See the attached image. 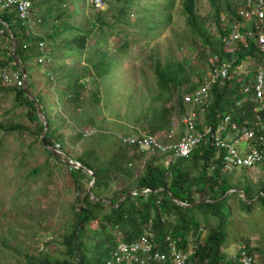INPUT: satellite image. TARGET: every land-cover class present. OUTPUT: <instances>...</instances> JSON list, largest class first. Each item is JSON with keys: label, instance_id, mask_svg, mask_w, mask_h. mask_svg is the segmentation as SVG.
<instances>
[{"label": "trees", "instance_id": "trees-1", "mask_svg": "<svg viewBox=\"0 0 264 264\" xmlns=\"http://www.w3.org/2000/svg\"><path fill=\"white\" fill-rule=\"evenodd\" d=\"M131 1L134 0H110L104 10L89 7L93 10L92 19L87 20L88 27L82 29L74 25L64 28L54 24L64 14L61 0H30L34 11L32 17L35 32L49 21L50 31H42L40 34L33 33L22 24L13 7L0 8V19L9 25L15 38L14 54L26 74V88L33 100L29 99L21 88V72L12 60L11 41L1 23L0 73L2 69L9 71L5 82L0 75L2 83L0 95H9L14 106L22 107L23 116L28 122L37 121L38 124L32 133L40 151L66 167L75 193L73 202L68 204L70 215L62 223L59 243L50 236L45 241L62 246L57 254L59 256H53L52 249L51 253L45 252L35 257L24 254V257L27 264H105L117 242L135 241L146 228L150 227L153 232L154 249L164 251L162 243L166 236L182 249L187 248L192 240L195 248L189 257L191 264H238L224 251L223 226L230 215L229 200L235 199L237 206L242 210L249 211L253 205H258L264 212V183H254L248 178L237 180L228 175V172L222 171L220 160L224 151L214 146L209 139L197 144L187 156L172 158L167 163L164 162V154L157 157L150 154L139 173L130 167L143 155V152L134 146L119 144L117 150L107 159H100L93 147L85 148L73 160L91 171L94 179L89 190L91 176L79 168L64 164L53 152L58 150L67 154L62 145L61 135L56 132L58 126L46 111L44 93L37 87L40 79L34 78L33 70L41 68L35 60L40 54L37 42L45 43L58 35V32H66L62 46L63 55L70 54L77 61L83 55L81 60L84 64L77 70L72 67L67 70H63V67L49 69L52 74L53 72L57 74L52 91L55 93V103L62 107L65 114V117L60 118L62 122H70L74 127L84 125L87 121L94 124L89 116L85 120L82 119L83 113L97 111L99 103L105 107L108 98L114 94L108 82L109 67L113 63L106 58V52L102 48L95 49V45L99 40L105 43V31L113 28L105 12L110 10V17L127 23ZM206 1L209 5V18L215 24L216 35L209 33L205 22L199 17L196 0H180V5L184 23L189 28L191 37L198 38L201 44L199 54L205 58L207 69L213 55L218 61H230L233 68L241 62L256 58L258 52L254 37L246 38L245 45L235 42L232 48L227 47L225 43L232 23L242 22L237 14L238 7L242 6V0ZM156 6H158V12L154 13L158 17L156 20L148 13L149 8L142 16L140 8L134 9V19L142 24V17L146 18L145 29L150 31L157 28L155 24L159 21L160 15L164 24L170 23L174 0H164L161 6L158 4ZM221 12L227 17L223 25L220 23ZM72 29L76 31L73 35L70 34ZM238 29L244 31L247 26L240 25ZM96 30L98 36L93 45L84 49L85 40ZM157 34L151 33L150 36ZM48 43L50 49L57 46ZM124 47L125 44L121 49ZM204 49H207V54L204 53ZM53 55L50 50L46 52L49 58ZM32 61L34 64H31ZM148 62L154 79L152 89L148 88L137 103L130 99L129 103L133 105L128 107L127 115L132 116L133 123L141 127L143 130L141 133L161 136L163 142H166L173 124L172 118L180 122L186 98L200 83L205 72L195 71L189 59L175 61L166 58L161 61L158 56L149 54ZM40 71L44 83L51 84L46 79V71L42 68ZM251 73L248 66L245 73L238 75L231 73L222 85L211 88V101L205 110L204 124H215L224 114H229L231 120L238 125L243 124L245 119H250V107L253 103L249 99L251 89L248 87V91L243 93L242 88L248 84ZM191 74H195V82L190 80ZM34 101L46 120L43 144L38 138L42 123L36 115ZM258 114L264 120V110L258 111ZM0 131L6 134L13 131L22 133L29 132V127L20 123L0 121ZM103 134L97 133L98 136ZM76 135L78 138L82 137L80 132ZM96 141L98 142V139ZM46 146H50L52 151ZM22 158L19 166L22 164ZM45 164L47 163L44 161L35 165L26 173L38 174ZM259 166L264 172V163ZM230 189L233 191L228 192ZM131 190L134 192L130 194ZM125 193L127 195L120 200ZM102 199H106L109 204ZM239 247L253 256H256V253H264L259 248L249 246L245 241ZM260 262H264V254ZM148 264L170 263L150 261Z\"/></svg>", "mask_w": 264, "mask_h": 264}, {"label": "rangeland", "instance_id": "rangeland-1", "mask_svg": "<svg viewBox=\"0 0 264 264\" xmlns=\"http://www.w3.org/2000/svg\"><path fill=\"white\" fill-rule=\"evenodd\" d=\"M61 1L64 14L54 24L64 28L73 25L82 29L87 28L89 25L87 20L92 19L93 10L83 0ZM163 1H131L132 4L128 7L127 23L110 17V10L105 12L113 28L105 31V43L99 40L95 49L102 48L106 52V58L113 63L109 67L108 82L114 94L108 98L105 107L99 103L97 111L83 113L82 119L85 120L89 116L94 124L87 121L84 125L74 127L70 122H62L60 118L65 117V114L62 107L55 103V93L52 91L57 74L52 71L51 78L49 75L46 76V79L51 82L48 84L43 81L41 68L33 70L34 78L40 79L37 87L44 93L46 111L58 126L56 132L61 135L62 145L67 153L54 150L56 158L67 157L73 160L83 149L93 147L100 159H107L119 146L118 135L143 132L141 127L133 123V117L127 115V110L133 105L129 103L130 99L137 103L148 88L152 89L154 79L150 72L149 54L158 56L161 61L166 58L175 61L189 59L195 71H207L205 58L199 54L201 44L198 38L191 37L190 30L184 23L180 0H174L168 25L164 24L163 17L160 15L159 21L155 24L157 28L150 31L145 29L146 18L142 17V24L134 19L135 8H140L141 16L149 8L148 13L152 14L153 20H156L158 18L154 15L158 12L156 4L161 6ZM236 1L233 0V2ZM104 8L106 7L104 6L102 10ZM196 10L205 22L209 33L216 35L215 24L209 18L207 1L196 0ZM52 14L55 15V12L52 11ZM220 15L223 18L220 23L223 25L227 17L222 12ZM46 27L48 28L45 31H48L49 21ZM75 32L72 29L70 34L73 35ZM151 33L158 34L150 36ZM65 36L66 32H58V35L44 43V50L46 52L50 50L54 55L42 68L51 70L63 67V70H67L72 67L77 70L84 64L81 60L83 55L79 61L70 54L63 55L62 46ZM97 36L98 30L89 35L85 40L84 49L93 45ZM48 42L57 46L50 49ZM124 44L125 47L121 49ZM204 53L207 54V49H204ZM31 64H34V61ZM8 71L9 69L6 70L7 73ZM190 80L196 81L195 74L190 75ZM0 121L20 123L29 127V132L22 133L13 131L6 134L0 131V264H27L24 254L35 257L45 252L51 253L52 249L53 256H59L57 254L62 246L53 242L45 243V241L50 236L59 243L62 223L70 215L68 204L73 202V196H75L71 178L65 166L51 157H46L40 151L32 133L38 124L37 121L28 122L23 116V108L14 106L9 95H0ZM172 121L170 134L174 133L172 136L175 138L180 123L175 118H172ZM78 132L82 134L81 138L77 137ZM98 132L104 133L103 136H98ZM159 137L162 139L161 136ZM140 152H143V155L130 165L136 173L142 170L150 154L160 156L150 150ZM21 157H23L22 164L19 166ZM44 161L47 164L38 174L26 173L31 167ZM227 174L237 180L248 178L254 183H264V172L258 165L245 169L236 168ZM229 203L230 215L223 226L224 251L232 255L237 246L244 241L249 246L264 251V212L258 205H253L249 211L242 210L237 206L235 199L229 200ZM263 254L256 253V260L260 261Z\"/></svg>", "mask_w": 264, "mask_h": 264}, {"label": "built area", "instance_id": "built-area-1", "mask_svg": "<svg viewBox=\"0 0 264 264\" xmlns=\"http://www.w3.org/2000/svg\"><path fill=\"white\" fill-rule=\"evenodd\" d=\"M108 1L110 0H83L87 6L94 9H102ZM12 7L21 23L31 28L33 11L30 0H0V8ZM237 14L242 22L232 23L225 43L227 47L232 48L233 43L245 45L246 38L254 37L258 56L246 60L247 62H241L234 68L230 61H218L216 56H211L209 68L197 87L186 98L185 109L179 122L180 129L175 138L170 133L166 142L147 133L118 135L120 145L164 154V162L167 163L172 158L187 156L197 144L209 139L214 146L224 151L220 160L224 172L264 163V120L258 114V111L264 110V0H242V6L238 7ZM220 20L223 18L220 17ZM240 25H246L247 29L240 31L238 29ZM37 47L40 54L35 60L42 68L50 62V58L46 56L43 41L37 42ZM248 66L252 71L251 78L248 86H243L242 92L246 93L248 87L251 89L249 99L253 103L250 107V119H245L243 124L238 125L231 120L229 114H224L215 124H204L205 110L211 101V88L222 85L231 73L235 75L245 73ZM42 69L51 78L50 70ZM0 75L3 81L7 79L5 69L1 70ZM154 247L153 232L148 227L135 241L117 242L105 264H148L150 261L191 264L189 257L195 245L191 240L187 248L182 249L174 240L166 236L162 243L164 251ZM231 257L238 264H264L239 246Z\"/></svg>", "mask_w": 264, "mask_h": 264}, {"label": "water", "instance_id": "water-1", "mask_svg": "<svg viewBox=\"0 0 264 264\" xmlns=\"http://www.w3.org/2000/svg\"><path fill=\"white\" fill-rule=\"evenodd\" d=\"M0 23H1V24L3 25V27L6 29L7 34H8V36H9V39H10V41H11L10 53H11V57H12V60H13L14 64L16 65V67H17V68L20 70V72H21V79H20V85H21V88H22V90L24 91L25 95H26L29 99L33 100L32 95L30 94V92H29V91L27 90V88H26V84H25L26 74H25V72L22 70V68H21L20 64L18 63V61H17V59H16V56H15V54H14L15 38H14L12 32H11L10 29H9V25H8L6 22H3L1 19H0ZM34 107H35L36 115H37L38 119L40 120V122L42 123V129H41V131H40V133H39L38 138H39L40 143L43 144V139H42V137H43V134H44V131H45V128H46V120H45V118L43 117V115H42V113H41V111H40V108H39L38 104H37L35 101H34ZM46 147H47L49 150L52 151V148H51L50 146H46ZM60 160H61L62 162H64V163L68 164L70 167H73V168H79V169H81L83 172H85V173H87L88 175L91 176V180H90L89 183H88V190H89L90 187H91V185H92V183H93V179H94V177L92 176L91 171L88 170L87 168H85L84 166L80 165V164H79L78 162H76L75 160L69 159V158H67V157H63V158H61ZM231 191H233V190H232V189L228 190V192H231ZM133 192H134V191L131 190L129 193L131 194V193H133ZM126 195H127V193H125L123 196H121L120 200L123 199L124 196H126ZM173 200H174L176 203L183 205V203H181L180 201H178V200H176V199H173ZM102 201L105 202L106 204H109L108 201H107L106 199H102Z\"/></svg>", "mask_w": 264, "mask_h": 264}, {"label": "crops", "instance_id": "crops-1", "mask_svg": "<svg viewBox=\"0 0 264 264\" xmlns=\"http://www.w3.org/2000/svg\"><path fill=\"white\" fill-rule=\"evenodd\" d=\"M35 9V8H34ZM36 10V9H35ZM34 12V11H33ZM33 15H34V13H33ZM30 23H31V28H29L30 30H32V32L33 33H38V34H40V33H42V31H45V30H47V28L48 27H46V25L48 26V22H47V24L45 23L44 25H43V30H42V27L38 30V31H36L35 32V30H34V21H33V17H31V20H30ZM49 31H50V28L48 29ZM179 129H180V126H179V128H178V132H179ZM170 132H171V130H170ZM169 132V133H170ZM168 133V134H169ZM167 134V135H168ZM178 134V133H177ZM172 135H174V133L172 134ZM159 139H160V137L159 136H157ZM175 137V136H174ZM168 139V138H167ZM161 141H163L162 139H160ZM153 152H155V151H153ZM156 153H158V152H156ZM158 154H160V153H158ZM259 166V165H258ZM260 167V166H259Z\"/></svg>", "mask_w": 264, "mask_h": 264}]
</instances>
